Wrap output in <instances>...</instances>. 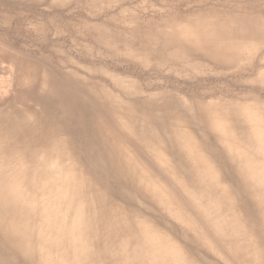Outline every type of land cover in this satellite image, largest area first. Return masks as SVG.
Here are the masks:
<instances>
[{
    "label": "bare ground",
    "instance_id": "obj_1",
    "mask_svg": "<svg viewBox=\"0 0 264 264\" xmlns=\"http://www.w3.org/2000/svg\"><path fill=\"white\" fill-rule=\"evenodd\" d=\"M138 1L65 3L86 13L73 28L115 70L151 64L162 76L164 63L204 60L200 51L163 49L180 47L188 32L219 48L207 62L238 58L221 41L230 30L220 21L239 0H154L153 17L145 5L125 8ZM113 4L120 10L111 15ZM65 64L76 61L32 59L0 38V264L204 262L178 239L233 264H264V104L188 101L157 86L144 96L138 81L86 66L82 77ZM120 241L112 253L108 245Z\"/></svg>",
    "mask_w": 264,
    "mask_h": 264
},
{
    "label": "rangeland",
    "instance_id": "obj_2",
    "mask_svg": "<svg viewBox=\"0 0 264 264\" xmlns=\"http://www.w3.org/2000/svg\"><path fill=\"white\" fill-rule=\"evenodd\" d=\"M2 1L6 5L0 12V38L5 39L16 49H20L21 54L26 57L39 60L44 56H50V60L56 64L61 58H71L76 61V64H65L66 70L70 74H78L82 77L90 75L84 66L97 69L104 68L125 77L129 82L131 80L138 81L144 90V96L155 92L151 89L157 86L161 90H172L178 97L188 101L199 95H208L206 102L220 101L221 103H227L234 100L241 105L264 104V0H239L240 8L233 11L226 19L220 21V19L211 18L207 20L212 24L220 21L230 30L226 37L220 39L223 43L232 44L225 49L238 55L235 61L227 60L226 66L207 62L205 59L208 56L210 58L216 55L215 53L219 48L215 47L211 41L204 42L199 33L188 32L182 34L184 36L180 38L181 41L179 40L180 47L168 46L163 49L200 51L199 53L205 57L204 60L182 61L178 64L164 63L159 66L160 71L163 73L162 76L156 74L151 64H145L141 67L142 70L135 65L122 64L120 69L115 70L112 59H109L104 52L85 41L83 36L73 28L76 26V20L73 21L72 19L77 18L79 15L85 16L86 13L81 8L68 7L65 2L69 0ZM228 2H231V0H228ZM150 3H155V1L139 0L135 5L125 8L139 13L137 6L145 5L148 7L147 16L153 17L154 12ZM210 6L213 7L214 5ZM59 9L62 12L60 16H55L54 26H47L46 15H52ZM117 10H120V8L113 4L111 9L109 8L106 11L112 15L118 13ZM83 49H89V54L93 56L85 58L86 52ZM53 51L60 53L55 54ZM182 91L186 95H183ZM123 193L128 195V191L123 190ZM137 203L138 206L143 207L141 201H137ZM156 212L164 225L176 229L177 232L182 231L181 224L170 215L158 210ZM153 222L158 227V223L154 220ZM106 229L104 226H99L98 233L103 234ZM188 235L192 239L195 238L192 234ZM102 238L104 240L106 236L102 235ZM177 242L179 246L190 251L198 262L202 263L204 261V264H233L228 255H226L227 260H224L197 241L189 243L178 239ZM120 244L121 241L108 245L110 251L112 253L117 252ZM101 245L98 249H101ZM102 260L106 261L107 264H122L121 261L116 259L110 260V258L102 257Z\"/></svg>",
    "mask_w": 264,
    "mask_h": 264
}]
</instances>
